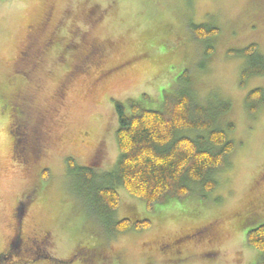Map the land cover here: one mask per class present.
Masks as SVG:
<instances>
[{
  "label": "rangeland",
  "instance_id": "374dc122",
  "mask_svg": "<svg viewBox=\"0 0 264 264\" xmlns=\"http://www.w3.org/2000/svg\"><path fill=\"white\" fill-rule=\"evenodd\" d=\"M193 26L219 32L197 39ZM50 40L55 50L36 69ZM253 44L264 56V0H0V118L25 93L28 131L43 150L25 169L13 162L0 119V264L258 263L246 237L264 224V106L252 113L247 97L264 90V76L242 75L257 65L246 56ZM185 90L207 109L228 107L217 125H232L236 148L214 174L218 188L192 187L151 210L119 189L109 220L67 161L110 173L119 156L112 101L142 98L159 110ZM124 219L151 225L119 232ZM19 232L39 253L2 257Z\"/></svg>",
  "mask_w": 264,
  "mask_h": 264
},
{
  "label": "trees",
  "instance_id": "16d2710c",
  "mask_svg": "<svg viewBox=\"0 0 264 264\" xmlns=\"http://www.w3.org/2000/svg\"><path fill=\"white\" fill-rule=\"evenodd\" d=\"M192 32L197 39L205 40L217 35L219 30L193 26ZM256 51L254 44L246 49V56L257 65H250L242 73L244 79L264 76V56ZM180 94L166 97L159 110L146 108L142 98L129 100L126 105L112 101L119 125L116 132L119 156L110 173L100 177L91 168L78 167L73 159L67 161L69 172L78 176L83 189L109 220L120 206L119 189L141 200L151 210L165 198L186 197L192 187H199L204 193L218 188L214 174L226 168L236 148L228 136L232 125L227 126L228 131L217 125L218 116L228 107L210 110L196 104L186 90ZM247 101L256 103L252 108L255 114L264 106V90H252ZM42 178L48 180V171L43 172ZM150 225L147 220L133 223L124 219L115 229L140 231ZM246 240L261 253L256 264H264V224L250 230Z\"/></svg>",
  "mask_w": 264,
  "mask_h": 264
},
{
  "label": "flooded vegetation",
  "instance_id": "af4514ba",
  "mask_svg": "<svg viewBox=\"0 0 264 264\" xmlns=\"http://www.w3.org/2000/svg\"><path fill=\"white\" fill-rule=\"evenodd\" d=\"M53 49L55 50V42L50 40V43L46 44L42 54L39 56L37 55L36 60L33 62V65L36 66V69L39 67L42 55H48L51 51H53ZM24 57H26V54L24 56L22 55L21 60L22 62L24 61L23 63H27V60L25 61ZM17 97L19 99L18 102L11 105L8 103V108H6L7 110L4 112V116H1L0 119L6 118V120H8V134L11 140V157L13 162H18V164L23 166L22 168L25 169V166H27L28 163H30L33 159L39 157V154L41 155L43 150L40 142L41 139H36L35 136H33V134L28 131L29 114L28 104L26 102L27 96L25 93L21 92V94ZM33 192L34 188L29 190L25 200H29L30 198L33 199L35 196ZM23 202L24 201L20 200V204L16 208L19 213H16V216H18L20 220L22 217L21 215L24 212V208L26 207V204L23 205ZM13 238L14 236L10 238L6 252L2 257H6V255H9L13 251H21L22 253L24 252L32 256L37 255V252L39 253V245L37 240H25L23 237H21L20 232L14 240Z\"/></svg>",
  "mask_w": 264,
  "mask_h": 264
}]
</instances>
